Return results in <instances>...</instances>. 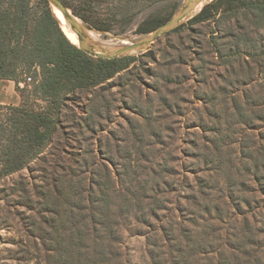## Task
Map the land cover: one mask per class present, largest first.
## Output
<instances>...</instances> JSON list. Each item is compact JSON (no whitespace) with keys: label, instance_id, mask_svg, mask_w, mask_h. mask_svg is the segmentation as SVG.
Wrapping results in <instances>:
<instances>
[{"label":"rangeland","instance_id":"1","mask_svg":"<svg viewBox=\"0 0 264 264\" xmlns=\"http://www.w3.org/2000/svg\"><path fill=\"white\" fill-rule=\"evenodd\" d=\"M184 1L139 0L128 19L127 0L67 7L87 17L73 12L92 42L112 49L154 30L151 18H171ZM211 1L127 54L135 59L113 78L70 94L39 157L0 177V264L55 262L47 248L72 249L71 221L106 208L96 202L100 189L118 218L122 264H244L238 239L264 261V19L238 10L192 22ZM103 22L108 30L96 27ZM30 82H0V123Z\"/></svg>","mask_w":264,"mask_h":264},{"label":"trees","instance_id":"2","mask_svg":"<svg viewBox=\"0 0 264 264\" xmlns=\"http://www.w3.org/2000/svg\"><path fill=\"white\" fill-rule=\"evenodd\" d=\"M62 1L69 6L68 0ZM136 1L139 0H127L128 5L124 10L127 19L128 12ZM238 10L252 11L255 16L264 19V0H213L205 4L191 21L204 22L212 18L215 20L219 13L220 18L227 12ZM73 12L85 21L88 20L75 9ZM168 19L151 18L153 24L150 28L158 27ZM96 27L108 30L109 24L103 22ZM148 28L143 27L141 30L149 32ZM133 59L135 57L131 55L114 59L92 57L83 52L65 35L47 0H39L38 10H34L31 0H0V79L14 81L17 89H20V82L26 84V79L31 80L30 89H23L21 105L8 107L9 114L5 122L0 123V177L24 169L30 161L39 157L58 132L61 109L70 94L95 89L125 70ZM29 97L43 104L32 106L29 104ZM107 176L111 184L116 186V181L112 179L109 170ZM55 180L58 182L60 179ZM95 184L103 187L99 180ZM125 189L128 193L131 191L130 187L126 186ZM61 191H58L59 196L63 194ZM102 191L100 189L101 198L96 202L100 204L105 201L106 208L95 207L92 209L95 212L92 215H80L78 220L75 217L71 221L76 231L72 237L77 240L69 243L72 249L47 248L50 254L53 252L57 254L55 262L48 264H65L66 261L68 264H122L116 246L120 240L116 227L118 218L110 213L113 205L111 197L109 199L107 194L104 200L106 195ZM117 191L118 194L122 192L121 189ZM228 197L231 198V195ZM195 198L193 196V203H196ZM64 201H68L66 197ZM74 207L80 206L77 204ZM214 207L215 211L219 209L218 206ZM88 222L92 225L91 228ZM82 226L86 231L79 229ZM187 235L190 237L191 234ZM87 238L90 240L89 245L82 243ZM166 239L169 240V237L166 236ZM236 242L235 244L239 246L237 249L243 248L241 252L247 257L244 264H264L257 254H250L244 250L247 242L241 239ZM180 245L181 242L179 249L182 248ZM256 247L263 250V245ZM203 253H207L205 248ZM50 254L48 257L51 258Z\"/></svg>","mask_w":264,"mask_h":264},{"label":"water","instance_id":"3","mask_svg":"<svg viewBox=\"0 0 264 264\" xmlns=\"http://www.w3.org/2000/svg\"><path fill=\"white\" fill-rule=\"evenodd\" d=\"M47 1L50 4L53 13L54 8L59 10L64 16L70 29L77 35L78 43L76 45L79 47V49L92 57L114 59L116 57L147 49L158 37L169 31H172L180 23H182V21L186 19L201 4L203 0H185L180 8L176 11V13L166 22L159 25L154 30L142 36L141 38L134 41L125 42L112 49L103 48L92 42L88 37L87 28L85 27L83 22L70 10V8H68L63 3L62 0ZM56 18L58 19L57 16Z\"/></svg>","mask_w":264,"mask_h":264},{"label":"bare ground","instance_id":"4","mask_svg":"<svg viewBox=\"0 0 264 264\" xmlns=\"http://www.w3.org/2000/svg\"><path fill=\"white\" fill-rule=\"evenodd\" d=\"M55 15L58 17L61 27L63 29V31L66 33V35L68 36V38L74 43L77 44L78 43V38L77 35L70 29L68 23L66 22L64 16L62 15V13L57 10V9H53ZM92 37V36H91Z\"/></svg>","mask_w":264,"mask_h":264},{"label":"crops","instance_id":"5","mask_svg":"<svg viewBox=\"0 0 264 264\" xmlns=\"http://www.w3.org/2000/svg\"><path fill=\"white\" fill-rule=\"evenodd\" d=\"M1 81H9V83H12V82L14 83V81H12V80H8V79H0V82H1ZM12 85H13V84H11V86H12ZM12 87H13V86H12ZM1 102H3V100L0 99V103H1Z\"/></svg>","mask_w":264,"mask_h":264},{"label":"built area","instance_id":"6","mask_svg":"<svg viewBox=\"0 0 264 264\" xmlns=\"http://www.w3.org/2000/svg\"><path fill=\"white\" fill-rule=\"evenodd\" d=\"M28 80H29V78H28Z\"/></svg>","mask_w":264,"mask_h":264}]
</instances>
